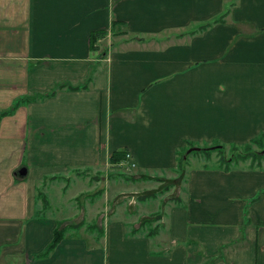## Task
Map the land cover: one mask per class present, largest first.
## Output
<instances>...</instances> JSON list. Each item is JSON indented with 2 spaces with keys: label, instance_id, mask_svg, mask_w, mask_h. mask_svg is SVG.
<instances>
[{
  "label": "crops",
  "instance_id": "1",
  "mask_svg": "<svg viewBox=\"0 0 264 264\" xmlns=\"http://www.w3.org/2000/svg\"><path fill=\"white\" fill-rule=\"evenodd\" d=\"M230 1L198 31L223 0H0V112L27 99L0 117V264H264V172L204 166L155 235L127 238L113 197L97 234L66 232L43 255L67 222L39 215L41 186L69 193L57 176L110 167L119 151L137 174L171 170L184 145L264 130V0Z\"/></svg>",
  "mask_w": 264,
  "mask_h": 264
},
{
  "label": "rangeland",
  "instance_id": "2",
  "mask_svg": "<svg viewBox=\"0 0 264 264\" xmlns=\"http://www.w3.org/2000/svg\"><path fill=\"white\" fill-rule=\"evenodd\" d=\"M230 4V0H223L219 15H215L209 21L198 23L196 26L193 25L195 23L191 25L198 29L199 27L207 26L212 22H217L221 15L226 14L227 11L229 12L231 7ZM115 28H117V25ZM13 102H11V105ZM16 108H14L11 113ZM26 144L28 145L27 142ZM204 146L206 145L201 147ZM233 146L236 147L234 151L231 149ZM243 146L244 144L239 146H236L235 144L227 145L224 146L222 152L220 153L219 151H214L206 154L203 151L187 152L191 148H187L186 145H184L178 149V155L185 159L181 162V173H178V169L172 168L173 170L171 169L161 172L154 171L153 173L146 172L143 174H137L134 172V169H124V166L119 167L117 165L112 167L108 166L105 169H80L77 171H69L63 176H57L54 183H52L53 186L70 184L66 186L69 193L66 192L65 197H59L58 195L60 191L57 189H52L50 191V193L54 194V196H52L50 195L49 191L44 189L46 187L41 186L39 188L40 192L47 194V205L43 204L44 206H42V209H40L41 213L39 215H42L43 213V218L51 216L52 218L59 220L67 218V222H59L56 225V229L63 230L66 228L63 236L66 234V232L73 238L80 234L86 235L87 232H90L91 234H97L100 230L99 228L101 223L97 221V217L99 214L107 213L108 210H110L109 207L111 206V199L114 197L118 203H122L121 209H123L124 212L129 211L130 213H128V218H126V221H122L123 224L125 223L123 230L126 231L127 238L138 237L137 234L132 233V230L134 225H137L138 228L141 222H151V226L156 225V227L160 229L162 215L161 209H163L165 205H168V203H173L171 201L177 198L181 187L180 184L185 177V173L189 172L192 168L195 167L194 170H197L198 168H203L204 166L206 170H210L214 168V165H218L219 160L222 159V163L223 161L232 159V161L229 163V166L233 171L264 172V158L259 160V166H250L249 160L244 161L235 160L234 157L231 158L235 154L243 155ZM197 149L199 150L200 148ZM249 149L256 153H261L255 146H250ZM220 156L222 157L220 158ZM23 162L27 164V159L25 156ZM223 164L226 163L223 162ZM170 182L171 185L173 184L174 186L170 188L168 192L155 198H150L153 191H158L160 188L168 185ZM101 189H105L107 192V202L104 204V207H102L103 209L100 206L103 204L101 203L103 197L98 195ZM117 189H121L119 190L121 194H115ZM263 194L264 188L259 190L258 197ZM90 195H92L93 198L90 199ZM139 197H143V202L141 204L137 202ZM67 199H70L71 201L67 202ZM88 199H90V201L87 205L86 203H88ZM83 200L85 201L83 202ZM240 201L244 202L245 204L247 199H240ZM247 202H249V200ZM69 227H72L70 229L74 230V232H71ZM161 229H163V227H161ZM153 249H156V247L151 248V250Z\"/></svg>",
  "mask_w": 264,
  "mask_h": 264
},
{
  "label": "trees",
  "instance_id": "3",
  "mask_svg": "<svg viewBox=\"0 0 264 264\" xmlns=\"http://www.w3.org/2000/svg\"><path fill=\"white\" fill-rule=\"evenodd\" d=\"M224 15V14H223ZM221 15L219 17V20L222 18ZM218 20V21H219ZM205 26H202V27H199L197 30L200 31L204 28ZM105 35V32L104 31H97V32H94L91 34V37H90V45L92 46V44H94L96 42L97 39L99 38H102L104 37ZM27 99L25 98H22L18 101H15L12 103V105L10 106L9 109H6L4 111H1L0 112V117L4 116L5 114H9L11 113V111L16 108L17 106L20 105V103H23L25 102ZM250 146H255L256 148L259 149V151L261 152L260 154L259 153H256L254 151H251L249 148ZM187 148H192L190 145H187ZM224 147L222 146H213V147H208V148H200L199 150H196V151H203L205 152L206 154H209L211 152H216V151H219L222 152ZM231 149L234 151L236 149V147H231ZM243 150H244V154L243 155H240V154H235L234 156H232L231 158H235V160H249V163H250V166L251 165H256V166H259V163L261 159L264 158V131L263 132H260L258 133L254 138H252L251 140H249L247 143L244 144L243 146ZM191 152V151H190ZM126 157V153H124L123 151H119V152H114L111 154V157H110V164L112 166H116L118 165L120 162H125L127 164L128 167H130V164H128L125 159ZM222 156H220L221 158ZM185 159H183L182 156H179L177 154L176 156V159H175V167L176 169H178V173L182 172V167L181 166V162L184 161ZM222 159L219 160L218 162V165H214V167L216 168H219V169H223L224 171H227V170H231V167L229 166V163L232 161V159H228L227 161H223L224 163L226 164H223V162L221 163ZM221 164V166H220ZM224 165V166H223ZM128 167H123L124 169H128ZM173 170V169H172ZM14 180H18V177L14 176ZM174 185L172 184L171 185V182L168 184V185H165L164 187L160 188L158 191H153L151 193V196L150 198H155L159 195H162L166 192H168V190L170 188H172ZM101 194V191L99 192V196ZM92 196L90 195V198ZM139 204H141L143 202V197H139L138 198V201H137ZM172 204L173 205H176L177 203H179L178 201V198H175L173 201ZM147 221H144V222H141V224L139 225L138 229L136 230H132V233L133 234H136V233H141L143 232V236H147V237H150V236H153L155 235L160 229H158V227H156V225H153L151 226V222L150 223H146ZM72 228V227H69V229ZM66 230L63 229H54L53 232H52V238L50 240V242L48 243V245L46 246V248L44 249L43 251V255H47L49 252H51L54 247L56 246V244L59 242V240H61V238L63 237V233L64 231ZM141 231V232H140ZM141 235V234H140Z\"/></svg>",
  "mask_w": 264,
  "mask_h": 264
},
{
  "label": "water",
  "instance_id": "4",
  "mask_svg": "<svg viewBox=\"0 0 264 264\" xmlns=\"http://www.w3.org/2000/svg\"><path fill=\"white\" fill-rule=\"evenodd\" d=\"M196 150H198L197 148H191V149H189L187 152H190V151H196ZM25 174V170H24V168H20L18 171H17V175L18 176H23Z\"/></svg>",
  "mask_w": 264,
  "mask_h": 264
},
{
  "label": "built area",
  "instance_id": "5",
  "mask_svg": "<svg viewBox=\"0 0 264 264\" xmlns=\"http://www.w3.org/2000/svg\"><path fill=\"white\" fill-rule=\"evenodd\" d=\"M125 159H126V161H128V156H127V155H126ZM124 165H126L125 162H120V163L118 164L119 167L124 166ZM130 167L132 168V167H133V164H130Z\"/></svg>",
  "mask_w": 264,
  "mask_h": 264
}]
</instances>
